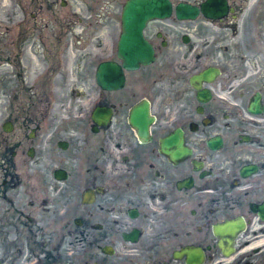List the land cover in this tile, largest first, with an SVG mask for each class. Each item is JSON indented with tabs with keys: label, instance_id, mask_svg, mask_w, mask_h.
<instances>
[{
	"label": "flooded vegetation",
	"instance_id": "1",
	"mask_svg": "<svg viewBox=\"0 0 264 264\" xmlns=\"http://www.w3.org/2000/svg\"><path fill=\"white\" fill-rule=\"evenodd\" d=\"M227 1L150 21L123 85L121 15L60 34L4 123L0 264H264V0Z\"/></svg>",
	"mask_w": 264,
	"mask_h": 264
},
{
	"label": "rangeland",
	"instance_id": "2",
	"mask_svg": "<svg viewBox=\"0 0 264 264\" xmlns=\"http://www.w3.org/2000/svg\"><path fill=\"white\" fill-rule=\"evenodd\" d=\"M7 1L9 6L0 16V140L5 135L3 125L7 120L17 119L28 107L32 110L29 103L34 94L31 88L24 91L22 84L31 83L46 65L50 54L58 47L56 39L60 34L65 33L60 37L63 39L71 37V31L76 36L84 34L86 22L92 21L90 15L99 12L103 15L101 24L107 36L113 31L112 22L121 15L126 0H106L108 8H101L99 2L104 0ZM173 1L198 3L203 0ZM34 57L39 63L33 69L30 65H34Z\"/></svg>",
	"mask_w": 264,
	"mask_h": 264
},
{
	"label": "water",
	"instance_id": "3",
	"mask_svg": "<svg viewBox=\"0 0 264 264\" xmlns=\"http://www.w3.org/2000/svg\"><path fill=\"white\" fill-rule=\"evenodd\" d=\"M174 7L181 20H194L201 13L207 18H221L229 12L227 0H203L200 4L173 0H126L121 13L122 32L118 41L119 57L123 64L105 62L100 65L99 82L107 86L123 85L124 69H136L155 59L154 48L144 35L147 24L153 20L168 18ZM5 131L11 123L3 125Z\"/></svg>",
	"mask_w": 264,
	"mask_h": 264
},
{
	"label": "bare ground",
	"instance_id": "4",
	"mask_svg": "<svg viewBox=\"0 0 264 264\" xmlns=\"http://www.w3.org/2000/svg\"><path fill=\"white\" fill-rule=\"evenodd\" d=\"M9 6V3L7 0H2V4L0 6V16H3L4 10ZM34 65L31 66L33 69L36 68V66L38 65L39 61L38 59H34Z\"/></svg>",
	"mask_w": 264,
	"mask_h": 264
}]
</instances>
